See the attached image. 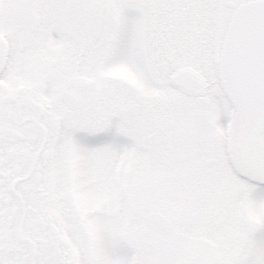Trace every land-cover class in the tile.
<instances>
[{"label":"snow or ice","instance_id":"6c2138e0","mask_svg":"<svg viewBox=\"0 0 264 264\" xmlns=\"http://www.w3.org/2000/svg\"><path fill=\"white\" fill-rule=\"evenodd\" d=\"M0 264H264V0H0Z\"/></svg>","mask_w":264,"mask_h":264}]
</instances>
